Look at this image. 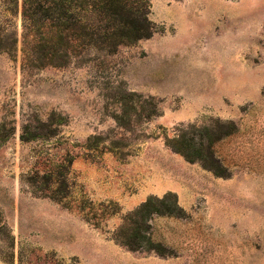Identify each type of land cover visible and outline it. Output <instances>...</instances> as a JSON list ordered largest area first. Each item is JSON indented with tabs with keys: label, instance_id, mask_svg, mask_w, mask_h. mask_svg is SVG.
<instances>
[{
	"label": "rangeland",
	"instance_id": "obj_1",
	"mask_svg": "<svg viewBox=\"0 0 264 264\" xmlns=\"http://www.w3.org/2000/svg\"><path fill=\"white\" fill-rule=\"evenodd\" d=\"M148 5L151 37L112 53L0 52V264H264V0ZM191 127L231 132L221 176L166 146ZM169 194L176 215L133 214Z\"/></svg>",
	"mask_w": 264,
	"mask_h": 264
},
{
	"label": "trees",
	"instance_id": "obj_2",
	"mask_svg": "<svg viewBox=\"0 0 264 264\" xmlns=\"http://www.w3.org/2000/svg\"><path fill=\"white\" fill-rule=\"evenodd\" d=\"M8 11L15 5L21 20V32L7 35L0 33V52H16L18 44L24 67H61L71 56L94 47L112 53L120 46L134 44L148 39L153 34V26L148 19V0H3ZM231 127H233L231 125ZM194 127L182 129L171 138L166 137V146L181 155L186 161L199 160L214 175L218 161L214 158L212 145L231 132L211 131L210 138L197 139ZM202 130L208 131V128ZM24 140L25 138H21ZM197 141V142H196ZM209 159L217 166L205 162ZM172 195L161 199H148L133 214L144 216L154 214L174 216L180 208L176 201L169 203ZM152 203L162 208H150ZM121 231V229H120ZM120 239V244L131 249L129 238ZM144 238V237H143ZM147 241L149 239L147 238Z\"/></svg>",
	"mask_w": 264,
	"mask_h": 264
}]
</instances>
